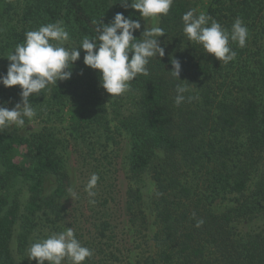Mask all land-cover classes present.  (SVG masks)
<instances>
[{
  "label": "trees",
  "instance_id": "trees-1",
  "mask_svg": "<svg viewBox=\"0 0 264 264\" xmlns=\"http://www.w3.org/2000/svg\"><path fill=\"white\" fill-rule=\"evenodd\" d=\"M262 5V0H174L158 21L166 33L159 38L165 55L151 58L149 74L130 82L126 114L120 100L111 101L100 86L99 70L83 63V50L71 78L32 94L41 128L0 130V264H36L28 259L30 245L65 227L93 251L84 264H264V224L256 232L239 231L245 222H264ZM190 9L229 30L237 17L243 20L249 35L243 48L230 41L234 61L225 65L188 41L182 15ZM118 12L141 23L139 12L125 10L120 0H0V75H6V57L24 42L26 31L63 21L70 35L65 46L79 47L85 36L98 35L100 20L107 24ZM143 30L141 24L133 35L140 38ZM173 58L181 63V81L170 73ZM180 83L190 89L186 97L199 99L176 106ZM5 90L0 84V105L7 107ZM65 121L67 134L61 136ZM112 121L128 137L125 211L129 234L140 243L127 246L106 213L86 221V228L77 219L66 223L64 201L73 189L67 144L106 150L114 141ZM82 152L88 154L83 147ZM17 180L25 186L23 203L10 192ZM193 212L204 220L199 228Z\"/></svg>",
  "mask_w": 264,
  "mask_h": 264
},
{
  "label": "clouds",
  "instance_id": "clouds-1",
  "mask_svg": "<svg viewBox=\"0 0 264 264\" xmlns=\"http://www.w3.org/2000/svg\"><path fill=\"white\" fill-rule=\"evenodd\" d=\"M173 3L174 0H131V3L129 0H120L125 10L131 8L145 20L150 18L153 21L166 16ZM195 13V9H190L182 15L183 33L188 41L201 45L207 54H213L225 65L234 61L237 53L230 47V41L243 48L249 35L243 20L237 17L229 30L207 13ZM140 29L138 20L131 15L126 18L122 12H118L107 24L100 20L95 29L98 35L91 39L85 36L79 47L65 46L70 41V35L63 21L26 31L24 42L17 44L6 57L10 61L6 75H0V84L3 86L19 85L21 88V102L16 103L11 110L0 105V130L13 125L23 128L26 119L31 121L37 113L29 97L50 90L49 86L57 85L58 80L71 78L72 66L80 59L81 50L85 53L83 63L99 70L100 86L107 93L115 97L129 91L130 82L138 75L149 74L147 65L150 59L165 55V48L159 43V38L166 34L165 30L158 24L145 26L140 38H136L133 33ZM170 62L173 67L170 73L181 81L180 61L173 58ZM188 92L190 89L186 84L176 85V106H180L185 99L188 102L199 99L198 95L186 97L184 94ZM98 180L99 175L93 173L85 186L92 205L96 203L94 197L97 193L94 189ZM71 196L76 197V193L71 192ZM192 216L196 220L195 227L204 224L203 219L196 218L195 212ZM27 252L28 259L35 260L36 264H45L46 261L48 264H64L65 261L68 264H84L86 259L90 260L94 255L91 249L82 246L71 227L33 242Z\"/></svg>",
  "mask_w": 264,
  "mask_h": 264
},
{
  "label": "rangeland",
  "instance_id": "rangeland-1",
  "mask_svg": "<svg viewBox=\"0 0 264 264\" xmlns=\"http://www.w3.org/2000/svg\"><path fill=\"white\" fill-rule=\"evenodd\" d=\"M263 7H264V0ZM142 29L151 27L153 24H158V21H153L150 18L146 20L141 17ZM8 93V99L6 102L7 108L11 110L16 103L21 102V88L19 85L7 87L5 90ZM108 97L111 101L120 100L123 113H127L125 93L120 96L112 97L108 93ZM4 102V103H5ZM110 110V109H109ZM43 119L41 116H36L31 120L25 121L24 129L37 130L42 126ZM60 124L61 128H58L60 135H66L67 122ZM116 121L111 123V133L113 134L114 141L110 140V145L105 148L102 145L96 148V152L92 151L91 147L88 149L84 145L80 144L83 148L88 150V154L85 155L82 152L80 145H75L73 141L67 144L66 155L68 161V170L72 180V192L76 193V197H72L71 194L67 200L64 201L66 210H68V216L66 223L72 226L77 219L78 227L86 228L87 222H92L94 218H103L102 213L108 214L112 220L113 227L116 228L118 239L120 242L127 246L131 241L138 244L139 236H133L128 231L127 215L125 211V199L127 182L124 176V164L125 155L128 150V137L124 133H118L114 127ZM14 126V125H13ZM79 142V141H77ZM99 144H101L99 142ZM103 149V150H101ZM97 172L102 174L99 178L96 188L94 189L97 195L94 197L96 203L94 205L89 203V197L85 191V186L90 176ZM100 183V184H99ZM13 195L17 196L20 203H23L26 198L25 186L18 180L12 184L11 191ZM14 197V196H11ZM104 200L106 204L104 203ZM107 200V201H106ZM108 210L106 211L105 210ZM94 212H98L93 215ZM108 217V218H109ZM264 222L261 220H254L252 222H245L239 226V231L242 233H251L260 230ZM74 230V229H73ZM132 239V240H131ZM122 245V246H123ZM120 264V263H115Z\"/></svg>",
  "mask_w": 264,
  "mask_h": 264
}]
</instances>
